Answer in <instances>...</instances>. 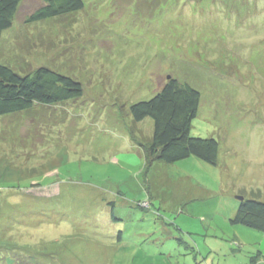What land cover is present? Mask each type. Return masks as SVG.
Returning a JSON list of instances; mask_svg holds the SVG:
<instances>
[{
  "label": "rangeland",
  "instance_id": "obj_1",
  "mask_svg": "<svg viewBox=\"0 0 264 264\" xmlns=\"http://www.w3.org/2000/svg\"><path fill=\"white\" fill-rule=\"evenodd\" d=\"M84 2L32 22L23 0L3 32L0 63L84 93L0 117V264H264V232L231 221L264 202V0ZM168 76L201 93L217 164L146 159L130 107Z\"/></svg>",
  "mask_w": 264,
  "mask_h": 264
},
{
  "label": "trees",
  "instance_id": "obj_2",
  "mask_svg": "<svg viewBox=\"0 0 264 264\" xmlns=\"http://www.w3.org/2000/svg\"><path fill=\"white\" fill-rule=\"evenodd\" d=\"M23 0H0V46L3 32L12 27ZM43 4L29 16V21L57 18L82 10L84 0H42ZM84 93L83 84L47 65L19 72L12 65L0 63V117L27 111L35 105H50L77 99ZM201 93L187 82L169 76L158 93L149 100L133 103L130 113L134 123L153 120V136L143 139L146 159L174 163L190 156L211 164L218 163L220 144L215 137L191 134ZM134 133V131H133ZM233 223L264 232V202L244 198Z\"/></svg>",
  "mask_w": 264,
  "mask_h": 264
},
{
  "label": "water",
  "instance_id": "obj_3",
  "mask_svg": "<svg viewBox=\"0 0 264 264\" xmlns=\"http://www.w3.org/2000/svg\"><path fill=\"white\" fill-rule=\"evenodd\" d=\"M169 77V76H168ZM241 199H243L244 197L242 196V197H240Z\"/></svg>",
  "mask_w": 264,
  "mask_h": 264
}]
</instances>
